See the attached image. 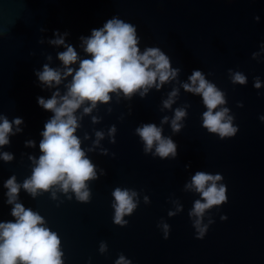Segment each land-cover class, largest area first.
Instances as JSON below:
<instances>
[{"label":"water","instance_id":"obj_1","mask_svg":"<svg viewBox=\"0 0 264 264\" xmlns=\"http://www.w3.org/2000/svg\"><path fill=\"white\" fill-rule=\"evenodd\" d=\"M118 16L137 29L138 47L160 48L179 69L174 80L146 96L130 99L121 93L112 95L108 104H98L78 122L77 135L88 158L96 165L97 179L89 181L90 202H79L75 194L51 191L33 198L21 188L18 202L44 217L47 227L61 240L63 264H115L121 254L132 264H264V0H0V115L10 121L22 119L21 131L9 134L8 145L0 152L14 159H0V222L15 221L13 205L7 203L4 183L13 175L17 182L32 174L33 163L42 153L39 143L45 123L53 116L39 106L37 97L48 99L54 91L65 94L71 81L49 88L41 84L36 71L44 64L63 68L58 53L64 45L49 41L56 33L78 52L79 58H91L82 47L81 37L91 36ZM258 16L257 21L255 17ZM43 40V43L40 41ZM259 53L256 59L253 53ZM52 59L48 60L47 57ZM72 67L78 68L79 63ZM247 76L245 85L232 84L228 70ZM194 70L225 92L223 105L234 115L239 128L232 138L220 139L202 126L207 111L201 95L187 92ZM259 77L261 88L254 87ZM173 89L178 96L170 109L163 108ZM243 107H238V103ZM186 108L184 127L173 133L170 122L161 125L164 116L172 118L176 108ZM82 105L76 115L82 116ZM112 111L109 113L108 109ZM99 119L92 122V117ZM154 123L163 127V135L177 145L175 158L161 159L145 154L135 129ZM115 125L116 143H110L109 128ZM105 138L94 146L95 132ZM85 133L89 139H84ZM33 141L34 146L26 142ZM94 151H88L93 148ZM101 148L108 154L102 155ZM115 153V156L112 155ZM101 169L106 174L101 173ZM197 171L221 174L227 186L228 201L206 213L215 220L203 239L196 238L189 211L200 196L186 185ZM116 187L138 193L139 205L125 216L121 227L113 221ZM68 196H72L69 200ZM150 200L144 203V197ZM177 202L183 211L169 217ZM226 215V220L221 216ZM161 220L170 225L168 239L157 227ZM106 242L107 252L99 246Z\"/></svg>","mask_w":264,"mask_h":264},{"label":"clouds","instance_id":"obj_2","mask_svg":"<svg viewBox=\"0 0 264 264\" xmlns=\"http://www.w3.org/2000/svg\"><path fill=\"white\" fill-rule=\"evenodd\" d=\"M255 19L258 21L259 17L256 16ZM67 35L68 33H64L61 36L57 32L56 38L49 41L53 45H64L65 50L58 53L63 68L44 64L42 71L35 73L41 84L49 88L60 85L68 77L72 79L65 85V94L62 95L57 90L48 99L37 97L39 106L51 111L53 116L45 123L41 133L43 139L39 143V149L42 155L38 159L35 156L29 157L34 165L31 176L20 184L13 175L3 185L8 190L7 203L13 205L11 215L15 221L0 222V264H63L58 234L45 226L43 216L18 202L21 188L33 198L51 191V198L55 200L56 191L52 190L57 189L65 194L74 193L79 202H90L88 182L97 179L96 165L88 158L82 148V141L76 134L80 127L78 121L83 115L91 114L98 104H108L112 100L111 94L119 96L122 93L125 98L130 99L139 93L144 97L150 88L159 89L166 82L174 80L179 71L172 68L169 57L160 48L147 47L141 52L136 27L118 16L107 20L103 27L93 29L91 36L81 37L82 47L91 58L81 60L75 47L65 44L64 37ZM260 47L264 51V43ZM258 55L259 53L254 52L252 58L256 59ZM47 59L51 60L52 57L48 56ZM77 62L79 67H72ZM228 73L232 84L247 83L244 73L232 69ZM189 81L190 83H183L182 87L187 92L201 95L207 108L202 115V126L220 139L234 137L239 128L233 123L235 117L229 114L230 109L223 106L227 103L225 92L209 82L200 70H194ZM261 86L260 78L255 77L254 87L259 89ZM178 93L179 89H173L168 99L163 101V108L170 109ZM86 103L90 106L84 107L82 116L78 117L77 110ZM189 106L176 108L172 118L164 116L161 125L170 122L173 133H179L184 127L181 121L187 116L186 108ZM238 107H243V103H238ZM108 111L111 113L112 109L109 108ZM99 119L93 116L92 122L98 123ZM260 120L264 122V115L260 116ZM22 123L20 118L10 121L7 116L0 115V147L10 143L9 134H15L13 125H16V131H21L19 125ZM116 131L115 125L109 128L110 143H116ZM135 134L143 142L146 155L151 153L153 157L161 159L170 156L175 158L177 145L171 137L163 135L162 126L143 124L135 129ZM95 136L94 146H99L105 133L96 131ZM84 139H89L87 133ZM26 144L34 146L33 141ZM88 151H94V147ZM101 154L107 155L108 150L101 148ZM112 155L115 156V153ZM0 159L11 162L14 156L9 152H0ZM101 173L106 174L103 169ZM223 180L221 174L197 171L186 185L187 190H193L200 196L189 211L197 239H203L210 225L215 223L211 215L205 223L206 213L228 201L227 186ZM112 196V207L115 210L113 221L121 227L126 226L128 221L124 217L132 215L138 208V193L132 189L116 187ZM68 199L71 200L72 196H68ZM144 203H150L147 196L144 197ZM182 211L183 206L177 202L175 211L169 210L168 216L174 217ZM226 219V215L221 216V220ZM157 227L162 228L164 238L168 239L170 225L161 220ZM107 250V243L102 241L100 253ZM115 264H132V261L121 254Z\"/></svg>","mask_w":264,"mask_h":264}]
</instances>
